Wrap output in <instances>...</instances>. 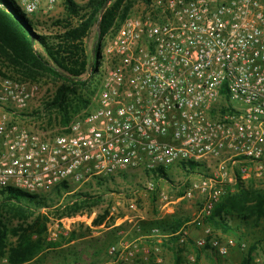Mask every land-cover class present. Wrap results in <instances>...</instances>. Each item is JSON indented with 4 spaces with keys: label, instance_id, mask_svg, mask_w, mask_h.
Returning a JSON list of instances; mask_svg holds the SVG:
<instances>
[{
    "label": "built area",
    "instance_id": "2783aa9c",
    "mask_svg": "<svg viewBox=\"0 0 264 264\" xmlns=\"http://www.w3.org/2000/svg\"><path fill=\"white\" fill-rule=\"evenodd\" d=\"M10 1L32 20L51 16L66 0ZM32 30L47 34L42 26ZM98 54L93 108L54 136L19 120L37 86L0 75V191L45 197L62 185L130 173L153 181L160 170L183 163L214 165L218 170L192 183L188 193L204 196L192 221L202 228L225 186L239 177L264 178V0H150L104 36L85 80L95 77ZM234 168L238 175H229ZM79 219H64L66 229ZM147 234L172 236L157 227ZM177 235L181 244L188 242L183 228ZM195 244L225 256L235 243L200 238ZM136 251L124 237L110 249L125 260Z\"/></svg>",
    "mask_w": 264,
    "mask_h": 264
},
{
    "label": "rangeland",
    "instance_id": "374dc122",
    "mask_svg": "<svg viewBox=\"0 0 264 264\" xmlns=\"http://www.w3.org/2000/svg\"><path fill=\"white\" fill-rule=\"evenodd\" d=\"M132 1L134 4L129 15L139 14L147 5L143 0ZM13 4L17 6L15 2ZM66 16L65 6L61 4L51 16L37 15L32 21L36 26H42L47 34L57 33L58 29L53 27V23L56 20L66 19ZM98 36L97 23L84 41L89 58L93 54ZM0 69L7 75L4 77L14 76L12 79H20L1 63ZM19 81L35 84L38 88L35 99L21 113L19 120L31 130L41 134L54 136L62 133L64 127L60 126L59 114L55 111H46L44 108L45 103L54 96L60 83L51 78L38 82ZM93 102L94 97L88 110L93 108ZM217 170V166L213 165L210 169L201 164L195 171L188 172L178 166L168 172V179L155 178L153 181L144 174L130 173L126 177L103 178L81 186H73L63 191L60 198L55 192L46 195L48 203L55 206L54 208L76 193H89L100 198L95 206L78 214L80 219L71 225L70 230L66 229L67 223L64 220L68 217L57 219L54 212L50 214L49 240L66 243L72 235L77 239L61 248L46 251L30 264H241L251 246L256 247L255 264H264V236L259 227L241 224L233 219L230 224L235 231L225 233L207 222L202 228L192 224L203 207L204 196L199 192H193L188 196L191 185L206 176L213 175ZM232 172L238 175L237 168L230 169L228 174ZM150 183L154 186L152 190L149 188ZM237 185L264 187V178L251 176L247 180H242L239 177L236 185L225 186L224 194L229 188L235 191ZM100 216L104 217L102 225L95 226L93 223ZM160 222L170 224L181 222V230L183 228L188 232V242L181 244L180 241H174L169 237L149 238L147 231ZM207 230H210L209 234ZM116 231L119 232L116 234ZM123 237L134 241L137 245V251L132 259L125 260L119 254L110 253L111 247L119 243ZM200 238L219 239L223 245L233 240L235 244L229 247L228 254L223 256L210 245L198 248L195 243ZM2 264L7 262L3 261Z\"/></svg>",
    "mask_w": 264,
    "mask_h": 264
},
{
    "label": "trees",
    "instance_id": "16d2710c",
    "mask_svg": "<svg viewBox=\"0 0 264 264\" xmlns=\"http://www.w3.org/2000/svg\"><path fill=\"white\" fill-rule=\"evenodd\" d=\"M106 1L90 0L81 6L73 0H66V19L53 23V27L58 29L57 33L37 34L32 30V27L36 26L32 20L10 0H0V63L20 78L19 80L38 82L51 78L60 83L44 108L46 111L57 112L60 116V126L64 128L76 116L88 111L100 83L99 54L96 55L95 77L91 80L83 78L94 60L93 56L89 58L86 53L85 39L99 23V36L95 46L98 53L104 36L112 28L118 27L129 15L134 4L132 0H113L102 14ZM143 1L148 3L150 0ZM0 75L7 76L1 69ZM198 167L200 165L193 163L182 164V168L188 172H193ZM159 172L157 179H168V173L162 170ZM66 190H69V187L62 185L54 192L60 198L61 193ZM98 198L100 197L89 193H76L54 208L46 197L13 189L1 190L0 264L3 261L7 264H30L46 251L61 248L76 240L74 235L66 243L49 240L50 214L54 212L57 219L75 216L99 203ZM103 218L98 217L93 224L101 226ZM233 219L241 224L259 227L264 236V187L237 185L235 191L229 188L205 223L225 233H232L235 231L230 224ZM181 226V222H160L154 227L166 235H172L169 237L172 240L179 241L180 235L177 233L180 232ZM118 232L116 231V234ZM255 250L256 247L251 246L241 264H255Z\"/></svg>",
    "mask_w": 264,
    "mask_h": 264
},
{
    "label": "water",
    "instance_id": "95a60500",
    "mask_svg": "<svg viewBox=\"0 0 264 264\" xmlns=\"http://www.w3.org/2000/svg\"><path fill=\"white\" fill-rule=\"evenodd\" d=\"M113 0H107L106 1V3H105V5H104V7L102 8V14L104 13V11L107 9V7L109 6V4L112 2ZM99 23H98V27H99ZM91 66H92V64H91ZM96 67H97V63H96Z\"/></svg>",
    "mask_w": 264,
    "mask_h": 264
}]
</instances>
